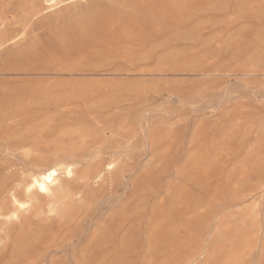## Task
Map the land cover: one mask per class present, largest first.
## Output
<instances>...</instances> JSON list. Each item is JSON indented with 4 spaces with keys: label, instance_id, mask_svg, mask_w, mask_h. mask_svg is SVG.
Wrapping results in <instances>:
<instances>
[{
    "label": "rangeland",
    "instance_id": "rangeland-1",
    "mask_svg": "<svg viewBox=\"0 0 264 264\" xmlns=\"http://www.w3.org/2000/svg\"><path fill=\"white\" fill-rule=\"evenodd\" d=\"M58 2L0 0V264H264V0ZM69 143L106 184L10 219Z\"/></svg>",
    "mask_w": 264,
    "mask_h": 264
},
{
    "label": "bare ground",
    "instance_id": "bare-ground-1",
    "mask_svg": "<svg viewBox=\"0 0 264 264\" xmlns=\"http://www.w3.org/2000/svg\"><path fill=\"white\" fill-rule=\"evenodd\" d=\"M77 1L81 0H65L64 4ZM43 3L48 10H54L61 5L58 0H43ZM127 90L122 86L100 88V101L103 108L114 113L120 110L122 103L126 101L123 97L128 95ZM123 122L124 119H121V123ZM64 149L70 154V159L72 158L73 162L63 165L59 160H56L52 164L45 166L38 164L34 174L22 185L25 199L20 201L11 195V205L14 209L9 216L10 219L18 220L21 214L35 208L40 210L44 206L50 213L64 210L63 208H66L65 203L70 196L72 187L77 183L82 182L84 185H90L94 182L97 183V187H102L106 184L107 177L104 170L110 173L114 169L112 163L102 164L96 152L91 153L87 158L83 156L76 157L74 155L76 151L74 143H69ZM80 160H84L85 164L82 165Z\"/></svg>",
    "mask_w": 264,
    "mask_h": 264
}]
</instances>
